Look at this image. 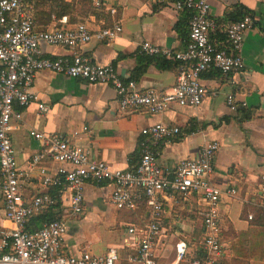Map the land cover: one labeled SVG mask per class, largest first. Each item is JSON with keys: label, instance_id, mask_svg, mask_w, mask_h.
<instances>
[{"label": "crops", "instance_id": "0c3cea01", "mask_svg": "<svg viewBox=\"0 0 264 264\" xmlns=\"http://www.w3.org/2000/svg\"><path fill=\"white\" fill-rule=\"evenodd\" d=\"M87 1L93 4L92 0ZM175 1L104 0L99 17L77 18L76 23L68 16L57 21L53 16H44L45 11L39 13L35 22L39 31L53 26L68 29L80 22L90 29L109 28L115 24L122 27L121 35L111 43L92 40L73 51L41 44L40 56L57 58L82 54L94 64L113 66L120 78L133 80L142 90L168 91L176 83L179 64L160 57L143 58L139 50L144 42L173 52L184 50L189 13L176 12ZM208 2L211 18L219 25L211 36L213 42L223 38L222 26L231 22L225 20L226 16L238 9L251 13L255 25L244 35L243 70L227 76L217 70L204 74L201 82L207 94L199 107L172 105L159 115H150L145 109L121 111L111 86L91 85L63 75L40 72L31 89L37 101L17 108L22 118L12 122V145L17 166L23 172L29 170L31 157L40 150L39 142L30 136L32 131L71 138L72 144L85 149L97 160L115 170H127L131 162L138 159L140 131L163 124L180 130L179 135L162 149L159 158L163 171L172 174L179 162L197 159L206 143L217 141L220 148L214 161L212 183L221 190L233 188L237 191L234 198H223L218 207L222 228L220 264H264V209L259 189L264 170V0ZM110 9L116 13L112 15ZM63 19L65 23H59ZM230 94L235 98L234 112L226 103ZM39 104L47 108V113L39 112ZM75 131L79 135L74 138ZM47 166L53 168L52 163ZM35 176L34 171L22 187L28 198L50 193L39 186ZM112 189L108 183L86 182L84 212L80 216L70 217L64 208L40 215L65 221L67 230L62 242L65 255L79 256L89 252L100 256L115 249L120 264H128V258L134 256L135 251L124 243L125 230L129 225H145L148 210L142 202L132 211L116 210L110 198ZM170 197L164 201L163 234L156 250L157 261L174 264L175 245L184 242L187 248L182 264L194 260L204 262V227L197 214L203 202L196 195ZM33 219L29 222V230L38 228ZM0 227H12L5 219L1 194Z\"/></svg>", "mask_w": 264, "mask_h": 264}, {"label": "built area", "instance_id": "2783aa9c", "mask_svg": "<svg viewBox=\"0 0 264 264\" xmlns=\"http://www.w3.org/2000/svg\"><path fill=\"white\" fill-rule=\"evenodd\" d=\"M36 0H0V194L5 219L11 228L0 227V264H120L118 252L108 250L104 255L83 252L79 256L65 255L62 242L66 223L57 217L44 222L40 228L29 230V222L48 211L67 210L70 217L84 212L86 182L112 185L111 203L118 211L135 210L144 203L148 210L147 223L126 227L124 243L135 251L128 264H161L156 250L163 234L164 201L170 196L190 198L196 195L203 202L197 211L204 227L202 248L206 260H194L188 264H220L222 254L219 204L223 198H234L233 188L221 190L212 183L214 161L220 144L206 143L195 160L179 162L173 173L163 171L159 164L162 149L180 133L178 127L155 124L140 131L139 156L127 170H115L80 146L71 138L30 132L39 142L40 150L31 157L29 170L20 171L12 145V122L21 120L23 108L37 101L31 93L36 76L40 72L63 75L91 85L111 86L117 96L121 111L145 109L150 115H159L170 106L199 107L206 97L201 79L211 70L222 76L241 72L244 68L242 49L244 35L255 25L251 14L239 21H231L223 27V38L211 40L218 23L210 15L208 0H176V12L189 13L188 40L183 51L159 48L144 42L139 53L146 58L160 57L177 62L175 85L168 91L140 89L133 80H123L113 66L92 63L82 54L71 57L41 58L39 46L46 44L73 51L92 40L111 43L122 33L120 24L109 28L90 29L86 24L73 28L34 30V3ZM95 7L104 0H92ZM114 15L116 11L110 9ZM59 23H65V19ZM231 112L236 111L234 95L226 97ZM41 114L47 113L43 104L38 105ZM75 131L73 137H78ZM52 163L49 169L47 164ZM35 176L39 186L50 190L26 197L23 184ZM259 189L264 209V170L260 175ZM186 244L175 245L174 264H182Z\"/></svg>", "mask_w": 264, "mask_h": 264}, {"label": "trees", "instance_id": "16d2710c", "mask_svg": "<svg viewBox=\"0 0 264 264\" xmlns=\"http://www.w3.org/2000/svg\"><path fill=\"white\" fill-rule=\"evenodd\" d=\"M101 10H103L102 7L97 8L93 6V4L90 1L87 0H72L71 3H67L65 2V0H36L34 3V22H36V17H38V14L44 11H45L44 16L48 18H51L53 16L57 19V21H59L62 17L68 16L70 17L71 21L76 23L77 18L83 20L88 16L99 17L100 12H102ZM246 14H251V13L247 11L244 12L238 9L235 13L226 16L225 20L239 21ZM34 30L37 32H43L37 30L35 25H34ZM162 61L165 62L164 60ZM33 220H34L33 224H36L37 227L40 228L41 224H43L44 222L52 221L53 217L50 215H45L44 217L40 216L37 219H33ZM30 222H32V219Z\"/></svg>", "mask_w": 264, "mask_h": 264}]
</instances>
